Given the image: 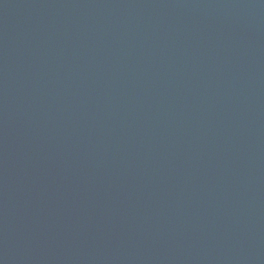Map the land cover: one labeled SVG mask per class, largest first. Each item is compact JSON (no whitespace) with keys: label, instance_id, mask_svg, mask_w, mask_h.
Returning a JSON list of instances; mask_svg holds the SVG:
<instances>
[{"label":"water","instance_id":"water-1","mask_svg":"<svg viewBox=\"0 0 264 264\" xmlns=\"http://www.w3.org/2000/svg\"><path fill=\"white\" fill-rule=\"evenodd\" d=\"M0 264H264V0H0Z\"/></svg>","mask_w":264,"mask_h":264}]
</instances>
